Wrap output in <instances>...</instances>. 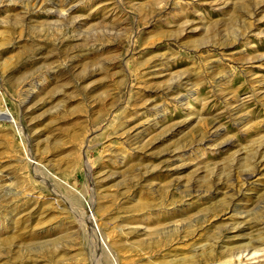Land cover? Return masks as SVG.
<instances>
[{"label": "rangeland", "instance_id": "obj_1", "mask_svg": "<svg viewBox=\"0 0 264 264\" xmlns=\"http://www.w3.org/2000/svg\"><path fill=\"white\" fill-rule=\"evenodd\" d=\"M0 264H264V0H0Z\"/></svg>", "mask_w": 264, "mask_h": 264}, {"label": "water", "instance_id": "obj_2", "mask_svg": "<svg viewBox=\"0 0 264 264\" xmlns=\"http://www.w3.org/2000/svg\"><path fill=\"white\" fill-rule=\"evenodd\" d=\"M101 240L104 242L102 235L99 233Z\"/></svg>", "mask_w": 264, "mask_h": 264}]
</instances>
